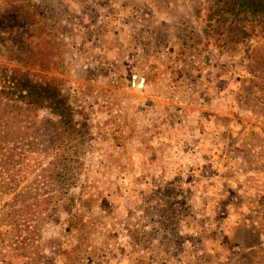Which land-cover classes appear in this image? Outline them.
Instances as JSON below:
<instances>
[{
    "label": "rangeland",
    "instance_id": "1",
    "mask_svg": "<svg viewBox=\"0 0 264 264\" xmlns=\"http://www.w3.org/2000/svg\"><path fill=\"white\" fill-rule=\"evenodd\" d=\"M214 1L0 0V73L31 42L84 134L72 217L56 114L0 85V264H264V23L232 39Z\"/></svg>",
    "mask_w": 264,
    "mask_h": 264
},
{
    "label": "trees",
    "instance_id": "2",
    "mask_svg": "<svg viewBox=\"0 0 264 264\" xmlns=\"http://www.w3.org/2000/svg\"><path fill=\"white\" fill-rule=\"evenodd\" d=\"M213 4L209 18H214L224 28L222 32L233 34L232 39L248 36L244 25L247 22L264 23V0H215ZM31 46V42H22V51L29 55L23 62L30 66L32 61H39V66H43L32 70L11 68L10 74L0 73V85L2 84L3 89L7 88V95L12 99V102L8 99L4 104L20 102L26 110L33 111L43 107L53 109L56 121L51 126V138L47 145V153L51 159L48 167L43 169L50 177L47 183L54 186L47 204L51 211H66L75 217V213H72L75 203L71 190L77 184L76 168L80 167L76 165L81 152L77 144L84 134L73 116L71 106L60 92L59 84L52 75L53 71L46 68L48 62L46 65L40 57L27 52L31 51ZM77 229L79 233L84 231L81 226Z\"/></svg>",
    "mask_w": 264,
    "mask_h": 264
}]
</instances>
